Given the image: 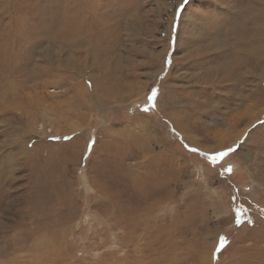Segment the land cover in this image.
Returning <instances> with one entry per match:
<instances>
[{"label": "rangeland", "instance_id": "obj_1", "mask_svg": "<svg viewBox=\"0 0 264 264\" xmlns=\"http://www.w3.org/2000/svg\"><path fill=\"white\" fill-rule=\"evenodd\" d=\"M0 264H264V0H0Z\"/></svg>", "mask_w": 264, "mask_h": 264}, {"label": "snow or ice", "instance_id": "obj_2", "mask_svg": "<svg viewBox=\"0 0 264 264\" xmlns=\"http://www.w3.org/2000/svg\"><path fill=\"white\" fill-rule=\"evenodd\" d=\"M192 151H195V149H192ZM227 155H228L227 152H221V153L218 154V156H216V157H212V159H213V161H215L216 159L223 158V157H225V156H227ZM229 171H230V169H229Z\"/></svg>", "mask_w": 264, "mask_h": 264}]
</instances>
